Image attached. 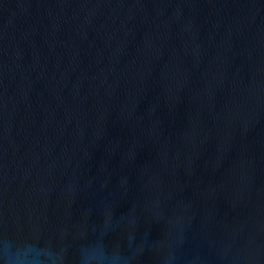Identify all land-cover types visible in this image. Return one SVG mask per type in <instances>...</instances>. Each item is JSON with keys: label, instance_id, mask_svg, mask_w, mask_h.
I'll list each match as a JSON object with an SVG mask.
<instances>
[{"label": "water", "instance_id": "water-1", "mask_svg": "<svg viewBox=\"0 0 264 264\" xmlns=\"http://www.w3.org/2000/svg\"><path fill=\"white\" fill-rule=\"evenodd\" d=\"M4 240L264 264V0H0Z\"/></svg>", "mask_w": 264, "mask_h": 264}, {"label": "clouds", "instance_id": "clouds-1", "mask_svg": "<svg viewBox=\"0 0 264 264\" xmlns=\"http://www.w3.org/2000/svg\"><path fill=\"white\" fill-rule=\"evenodd\" d=\"M118 261L119 257L107 254L102 245L87 250L81 257V264H118ZM0 264H59V258L44 246L4 240L0 241Z\"/></svg>", "mask_w": 264, "mask_h": 264}]
</instances>
